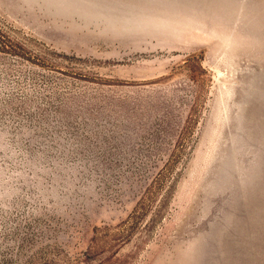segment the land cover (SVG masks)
<instances>
[{
  "label": "rangeland",
  "instance_id": "374dc122",
  "mask_svg": "<svg viewBox=\"0 0 264 264\" xmlns=\"http://www.w3.org/2000/svg\"><path fill=\"white\" fill-rule=\"evenodd\" d=\"M0 264H264V0H0Z\"/></svg>",
  "mask_w": 264,
  "mask_h": 264
}]
</instances>
